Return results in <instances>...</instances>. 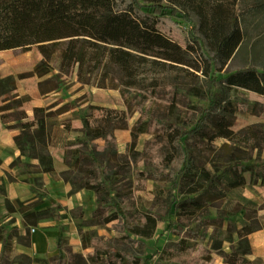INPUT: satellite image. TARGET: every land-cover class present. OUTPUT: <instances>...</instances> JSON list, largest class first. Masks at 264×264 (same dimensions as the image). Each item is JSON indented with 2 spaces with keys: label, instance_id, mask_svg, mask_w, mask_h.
Masks as SVG:
<instances>
[{
  "label": "trees",
  "instance_id": "1",
  "mask_svg": "<svg viewBox=\"0 0 264 264\" xmlns=\"http://www.w3.org/2000/svg\"><path fill=\"white\" fill-rule=\"evenodd\" d=\"M239 10V0H0V51L16 48L28 51L36 46L41 58L30 72L19 73L18 78L34 76L39 79L49 75L35 81L41 94L57 90L59 77L75 68L77 80L83 84L94 83L101 88L119 86L128 109L133 99L141 97L146 100L141 91L152 97L171 100L175 105L176 101L185 100L178 84L186 87L188 93L198 97L204 95L209 100L208 108L190 128L149 114L140 105L135 107L146 118L136 122L130 131L132 139L127 150L118 153L113 131L127 127V110L93 103L80 107L71 102L54 111L31 106L27 95L14 98L16 80L12 76L3 77L0 79V101H9L0 106L1 120L5 123L14 121L10 126L31 128L15 136L14 140L21 151L25 145L30 152L36 150L33 154L39 160L38 165L25 161V168L51 172L58 177L51 164L53 153L49 145H59L55 141L50 142L51 131L57 136L64 131L81 130L85 143L104 139L103 150L88 148L82 151L61 145L62 158L69 166L61 175L80 171V175L65 176L64 179L78 184V188L93 191L96 205L93 217L97 220L92 223L106 226L117 219L119 238L132 243H142L150 238L156 230L157 218L151 211H140L138 220L130 224L131 203L121 192L112 190L121 180H128L124 176L118 177L123 164L118 163L117 158L128 162V149H133L140 133L152 132L154 135L147 140L144 149L147 156L138 163L149 162L155 167L152 170L149 167L135 169L134 182L130 181L128 185L130 192L145 190L148 178H152L155 180L153 191L158 196L163 195L165 182L160 179L167 176L170 180L168 212L172 213L175 208L179 209L178 213L189 216L201 208L198 197L177 200L175 194L182 180L191 177L193 172H197L205 182H213L217 178V183L232 190L247 183L244 172L250 170L256 180H261L260 193L264 198V159L248 164L230 161L219 176H212L207 168L194 169L190 151L183 143L191 136H199L204 146L219 137L247 151L261 149L264 145V120L236 129L234 115L237 109L250 110L252 115L264 119V103L231 101L226 92L232 87L242 88L264 98V66L260 69L246 66L216 77L217 71L231 59L243 39L237 20ZM174 17L192 23L185 42L181 41V31L185 26ZM53 71L57 72L52 74ZM200 76L206 85L203 90L193 85ZM218 83L222 86L220 91L215 89ZM127 88L139 91L128 92ZM13 108L16 109L11 110ZM27 108L32 109V116L26 112ZM68 109L72 110V115L61 119L62 126L52 121L53 117ZM105 160L112 164L111 167L103 165ZM204 186L200 180L187 192H198ZM38 203V199L21 201L5 198L7 211L22 215L24 232L19 234V230L13 228L5 234L0 228V242L3 244L0 264L8 263L9 253L18 239L20 243L30 244L31 228L60 218L59 207L37 209ZM245 203L235 202L232 211V215L242 214L244 220L235 229L237 247H232V252L222 250L217 253L226 264H253L246 254L251 253L249 234L260 228L253 221L258 208L255 204L248 208L253 204L251 200ZM263 207L264 203L259 206ZM174 230L180 235L179 240L170 242L165 249L154 250L150 257L141 258L133 252L116 248L108 239L90 229L84 230L79 224L82 246L90 248L87 255L59 244V252L46 261L48 264H147L159 257L165 260V264H213V252L203 247L196 248V243L191 242L196 234L194 230L181 224ZM61 240L64 242L65 237Z\"/></svg>",
  "mask_w": 264,
  "mask_h": 264
},
{
  "label": "rangeland",
  "instance_id": "2",
  "mask_svg": "<svg viewBox=\"0 0 264 264\" xmlns=\"http://www.w3.org/2000/svg\"><path fill=\"white\" fill-rule=\"evenodd\" d=\"M240 10L238 13L237 20L241 28L243 39L237 50L231 56V59L226 62L222 70L217 71L216 77L224 76L233 70L239 68H245L246 66H252L260 69L264 66V0H239ZM174 19L185 28L181 31V41L185 42L189 38L187 35L188 29L192 26L191 22H185L181 18ZM195 33L194 35H196ZM213 54V53H212ZM40 58V54L36 46H32L28 51H22L19 48L6 49L0 51V76L12 73L15 80L17 79L19 73L30 72L33 63H35ZM57 71H53L56 73ZM200 74V73H199ZM193 85L196 87H201L203 90L206 85H204V79L202 76ZM36 78L34 76L26 77L22 79L21 82L25 89L30 94L33 93V88L36 87ZM18 82V83H19ZM59 87L55 92L50 93L48 98H41L35 100L36 102L43 103L47 110H56L61 105L71 102L75 103L80 107H84L89 103L106 105L109 107L125 109L129 112L127 119L126 128H118L113 131V135L116 138V152H125L127 150V144L131 141L130 131L136 122H140L145 119L146 116H141V112L135 109L137 106H142L143 109H147L149 114H153L158 117H162L168 122H172L181 127L190 128L193 126L198 119V117L204 112L209 105V100L206 96L198 97L194 94L188 93L186 87H177L180 92L184 94L185 100L176 101L175 105L171 104V100L163 99L162 97H152L150 94L141 91L145 95V99L137 97L131 102V109L125 103V98L121 95V89L117 87H98L94 83L83 84L77 80L76 69L74 68L70 72L63 74L58 79ZM216 91H220L222 86L218 83L215 87ZM128 92L139 91L133 90V88H127ZM229 100H235L236 102H259L264 103L263 96H260L254 91L242 88H234L226 90ZM28 109V108H27ZM72 115V110H65L60 112L52 121L61 125V119ZM235 115V128L241 129L247 126L248 123H261L263 117H258L257 115H252L250 110L244 111L237 109L234 113ZM47 126V125H46ZM50 126V125H49ZM52 141H55L59 147L66 144L67 146L83 147L87 151L88 148H94L95 150L99 146L97 141H104V139L91 140L88 143L84 142V134L81 130L75 129L72 131H64L58 133L57 136L53 131L50 132ZM154 134L152 132L140 133L139 138L130 150L128 149L129 155L127 157L128 162H124L123 159L117 158L118 163H122V171L119 173L118 177H126L127 181H120V183L114 185L113 192H121L124 195L125 200L131 203L129 219L130 224H133L138 220L140 211H151L155 214L157 218V227L154 234L148 238L144 239L142 243H132L123 238H119V222L114 219L107 223L106 226L92 223L96 222V218L93 217V209L95 208V197L93 196V191H85L82 198V204L77 206L75 209L62 211L60 218L58 220H49L47 223L49 228L55 230L54 234L56 236L55 242L48 245H44L45 257L42 256H31L25 253H18L15 251L13 246L12 251L9 253V261L7 264H48L46 259L50 255L59 252L58 245L69 247L72 250L74 246L65 234V231H69L70 223L76 225L77 231H79V224L82 225L84 230H92L97 235L103 236L104 239H108L111 244L120 250H127L137 254L141 258L150 257L154 250L165 249L167 245L172 241H177L180 239V235L175 232V228L178 224L185 226L186 229H192L196 232L194 238L191 242L196 243V248L203 247L206 250H211L215 255V260L213 264H226L224 263L222 257L217 253L224 250L226 252H232V247H237L238 235L236 234V227H239L243 223V216L240 213L232 215V211L235 202H241L246 204V200H251L248 205L250 207L258 208L256 218L253 220L260 227L264 225V207L259 208L260 205L264 203V198L260 192L261 180H256L251 174L250 170L244 172V176L247 179V183L244 186L235 187V189L228 190L223 184L217 183V178L215 181H203L197 172H193L191 177L184 178L181 182V187L175 192L177 200H184L192 197H198L200 201L199 209L195 210L189 216L178 213L179 209H172V213L168 212L169 204V186L170 180L167 176H164L160 180H164L165 189L163 195H156L153 191L155 180L148 178L147 186L145 190L140 192L131 191L129 182H134L135 169H148L152 170L155 166L145 163L140 164L138 160L145 158L147 155L144 151L146 147L147 140H149ZM23 141V140H22ZM96 142V143H93ZM23 143H25L23 141ZM187 149L190 151L193 164H195L194 169L200 170L207 168L212 176H219L229 164L230 161L237 160L240 163L248 164L255 161H263L264 159V145L261 149H254L253 151L244 149V147L231 144L226 139L219 137L218 139L212 141L208 145H202L199 136H191L183 141ZM71 147V148H72ZM37 152L39 147L37 146ZM103 150V149H102ZM24 154L29 156L33 155L30 152L27 145H25ZM134 158H137L135 162ZM28 160V158H27ZM26 160V161H27ZM24 160L21 157L14 160L11 163V170L18 174L23 171L26 172L27 169L24 166ZM112 164L108 163L107 160L103 162V165ZM166 171V169H165ZM80 171L71 172L69 174L63 175V177L68 176L69 178L76 175H80ZM12 174V173H11ZM11 177V175H9ZM204 183V189L198 192L188 193L190 187L197 184L198 181ZM40 183V180H39ZM128 183V184H127ZM78 184H72V191L77 190ZM132 189V187H131ZM129 195L132 197H127ZM62 210V209H61ZM53 223V224H52ZM0 228L10 230L11 227L0 221ZM46 228V226H43ZM58 233V234H57ZM61 237H65V241L61 240ZM80 237V236H79ZM52 240V239H51ZM19 241V239H18ZM17 243V242H16ZM90 248H83L82 242L79 249L75 252H81L87 255ZM74 251V250H73ZM252 253V252H251ZM251 253L246 254L247 259L251 256ZM250 261V260H249ZM252 262V261H251ZM260 260L256 259L252 263L260 264ZM147 264H165V260L155 257L151 259Z\"/></svg>",
  "mask_w": 264,
  "mask_h": 264
},
{
  "label": "crops",
  "instance_id": "3",
  "mask_svg": "<svg viewBox=\"0 0 264 264\" xmlns=\"http://www.w3.org/2000/svg\"><path fill=\"white\" fill-rule=\"evenodd\" d=\"M35 63H33V65ZM32 69L33 68H31V70ZM9 75H12V73L4 74L0 76V79ZM46 76L49 75H45V77ZM45 77L36 79V81L44 79ZM16 78L17 87L15 91L16 95L14 98L17 99L22 95H27L28 97H30L29 103L31 106L45 107L43 103L36 102L35 100L48 98V95L50 93L55 92L49 91L41 94L38 90V87L36 86L33 88V93L30 94L31 92L27 91L23 84L19 82L24 78H18V76H16ZM8 101L9 100L0 101V106ZM15 109L16 108H13L11 110ZM26 112H28L29 116H32L33 112L31 108L26 109ZM1 113L2 112H0V221H3L4 224H6L7 222V226L11 227V229L17 228L19 230V234H22L24 232V227L22 225V215L18 213H9L5 207V198L18 199L21 201H33L34 199H38L39 203L36 205L37 209L48 206L59 207V211L62 214V211H64V209L72 210L81 205L83 194L88 190L84 188H77V190L72 191L73 183L65 180L63 175H61L62 172L69 169V166L64 162L62 158V147L59 148L55 145H49V150L53 153L51 164L55 169L58 177H55L51 172H39L35 171L34 169L27 170L26 172L21 171L18 174L13 172L10 165L14 160L18 159V157H21L24 161H26L28 158L27 162L30 163V165H38L39 160L37 155H25L24 152L21 151V149L17 146V143L14 140L15 136H18V134L20 133L27 132L31 130V128L27 129L21 126H10L15 122H2ZM33 127H36L35 124L33 125ZM97 143L99 144L97 149L102 150L104 148L105 140L97 141ZM67 147L70 148L72 146ZM76 148L84 150L83 147L77 146L73 149ZM9 175H11V177ZM58 219L59 218L52 220ZM47 222L48 221L41 222L38 226L34 227V231L31 230L29 245H25L22 242L20 243L19 241H17V243L15 242V251L18 253L22 252L31 256L39 255L45 257L44 245H48L53 241L55 242L56 238L54 234L55 230L49 228L48 225L51 223ZM68 225L69 231H65V234L61 235H65L68 237V239L74 246L73 250L75 252L79 249L82 241L79 237V231H77L76 225L73 223H70ZM43 226H46V228H43ZM3 230L5 234L7 231H9L4 228ZM248 238L250 242V249L252 252L249 260L253 262L254 260L258 259L260 260V264H264V225L259 229L252 231L251 234H249ZM2 248L3 244L2 242H0V252Z\"/></svg>",
  "mask_w": 264,
  "mask_h": 264
},
{
  "label": "built area",
  "instance_id": "4",
  "mask_svg": "<svg viewBox=\"0 0 264 264\" xmlns=\"http://www.w3.org/2000/svg\"><path fill=\"white\" fill-rule=\"evenodd\" d=\"M31 230H32V231H34V230H35V228H31Z\"/></svg>",
  "mask_w": 264,
  "mask_h": 264
}]
</instances>
